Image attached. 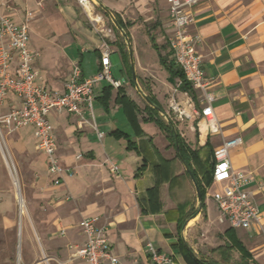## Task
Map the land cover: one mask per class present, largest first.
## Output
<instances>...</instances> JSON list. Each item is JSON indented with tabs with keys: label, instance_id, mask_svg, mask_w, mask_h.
Returning <instances> with one entry per match:
<instances>
[{
	"label": "crops",
	"instance_id": "1",
	"mask_svg": "<svg viewBox=\"0 0 264 264\" xmlns=\"http://www.w3.org/2000/svg\"><path fill=\"white\" fill-rule=\"evenodd\" d=\"M10 1L13 5L1 6L0 13L22 22L31 11L33 20L45 19L54 25L49 34L53 37L54 57L52 62L43 59L41 63V49L32 44L29 22V46L40 53L39 62L34 63L35 69H40V85L66 92V82L77 64L83 77H92L101 66L106 42L112 50V70L114 54L123 62L127 95L141 109L149 102L140 91L154 97L162 108L160 116L174 122L185 148L197 150V157L190 158L191 170L205 190L200 202L177 145L155 122H144V112L138 114L144 133L137 135L124 107L116 102L119 89L113 88L105 99L109 84L101 82L94 89V114L104 134L102 138L89 125L79 127L74 114H50L56 151L67 171L63 183L54 185L45 155L36 150L40 160L35 164L38 178L34 183L33 212L29 221L23 217L19 220L18 264L21 260L23 264H87L73 257L76 248L87 242L79 225L84 217H100L98 225L107 226L110 246L119 264H152L147 251L151 243L170 254L173 264H238L243 255L241 247L253 260L264 264V0H203L193 8L189 30L200 36L197 49L203 57L202 65L211 81L208 89L215 97L213 106L223 127L221 134L210 136L199 127L202 117L195 113L201 109L197 100L201 91L196 90V102L187 92L175 91L180 79L173 78L161 64L155 47L158 45L162 54H168L173 61L170 47L166 49L173 31L167 0H162L164 10L154 20L161 38L149 27L143 33L140 23L126 20L121 10L129 6L128 0L107 6L116 9L114 12L128 24L137 83L116 44L117 33L103 34L89 25V20H102L94 17L95 8L85 10L78 0ZM172 95L192 114L190 118L171 117ZM18 106L19 98L11 95L3 111ZM17 132L21 135L17 143L26 142L36 149L32 127ZM125 133L137 149L129 148L128 140L122 136ZM234 137H241L242 144L230 152L233 169L249 178L244 189L261 211V221L248 229L232 228L222 220L211 193L212 187L218 188L211 181L213 150L223 140ZM112 164L119 166L118 176L112 174ZM4 217L2 229L10 232L11 220ZM221 246L227 249L215 251Z\"/></svg>",
	"mask_w": 264,
	"mask_h": 264
},
{
	"label": "built area",
	"instance_id": "2",
	"mask_svg": "<svg viewBox=\"0 0 264 264\" xmlns=\"http://www.w3.org/2000/svg\"><path fill=\"white\" fill-rule=\"evenodd\" d=\"M201 1L203 0H167L173 30L169 47L173 61L181 68L186 80L195 90L201 91L197 99L201 109H197L195 113L202 117L199 127H203L206 135L210 136L221 134L223 127L216 116L213 106L215 97L208 89L211 81L206 76L202 65L203 57L197 49L200 36L189 30L193 21V8ZM78 2L85 10L94 8V0ZM1 6L10 7L5 0H0ZM33 18L34 13L31 11L26 13L22 22L9 14L0 13V146L4 149L5 132L11 133L24 127H32L35 148L45 155L47 171L53 184L60 185L65 180L67 169L62 165L56 151V138L50 114L53 111L74 114L79 119V127L89 125L102 138L104 134L99 131L95 122V86L107 82L118 89L123 87L127 80L114 78L112 50L105 42L101 66L95 75L83 77L81 67L77 64L66 82V92L43 87L39 84V74L34 66L40 53L29 46V22ZM180 83L181 81L179 85ZM179 85L175 91L179 89ZM11 95L19 98L20 106L11 107L4 112L5 102ZM169 105L170 109L179 115L178 118L192 116L175 95L171 96ZM223 141L213 150L215 162L212 182L218 186L213 198L222 220H227L232 228L248 229L261 221V211L244 189L249 178L234 170L232 166L230 152L242 144V138L234 137ZM80 157L81 155L78 156ZM5 159L13 173L16 170L14 164L6 157ZM110 170L114 176L119 175L118 165L112 164ZM99 219L100 217H84L80 220L79 225L87 236V242L84 246L76 248L73 257L85 260L87 264H119V258L110 246L108 228L98 225ZM62 232L64 233V230ZM147 251L152 264H173L172 256L159 251L153 243L147 245Z\"/></svg>",
	"mask_w": 264,
	"mask_h": 264
},
{
	"label": "rangeland",
	"instance_id": "3",
	"mask_svg": "<svg viewBox=\"0 0 264 264\" xmlns=\"http://www.w3.org/2000/svg\"><path fill=\"white\" fill-rule=\"evenodd\" d=\"M8 5L12 6L13 2L5 0ZM129 6L125 7L121 12L125 15L127 21H136L142 25L143 33L148 27L156 37L161 38V33L155 24V18L162 15L163 3L162 0H128ZM122 3V0H94L95 16H100V21H88L90 26L97 28L103 34H114L115 26L109 14L101 7V4L113 6ZM115 8V7H114ZM112 12L116 9H111ZM88 18V17H87ZM98 19V18H97ZM31 41L34 47H40L41 57L39 61L43 63V59L49 61L54 57V46L52 44L53 37L50 31H53L54 25H51L47 20H31ZM59 30V26H56ZM145 30V31H144ZM115 31V32H114ZM49 36V37H48ZM127 44V43H126ZM128 46V45H127ZM129 47V46H128ZM169 50V44L166 45ZM129 50V48H128ZM38 61V60H37ZM38 61V62H39ZM52 62V61H51ZM37 70V69H36ZM38 76L40 69L38 68ZM124 72V65L119 55H113V70L112 74L115 78H121ZM143 105V103H142ZM170 114L173 119H177L179 115L170 109ZM4 149L0 146V264H18V254L20 250V238L17 235L21 217L24 220L31 219L33 212L32 202L35 181L38 178L35 168L36 162L40 160V155L32 146L24 143H17L21 139L20 133L13 131L5 132ZM6 155V156H5ZM5 157L15 166V171L12 173ZM16 180V182H15ZM17 183V184H16ZM216 187H212L211 193H215ZM23 197L29 214L22 213L18 197ZM8 216L13 227L10 232L3 231V222ZM24 251V250H23ZM30 258V254H29ZM23 264L22 260L20 261Z\"/></svg>",
	"mask_w": 264,
	"mask_h": 264
},
{
	"label": "trees",
	"instance_id": "4",
	"mask_svg": "<svg viewBox=\"0 0 264 264\" xmlns=\"http://www.w3.org/2000/svg\"><path fill=\"white\" fill-rule=\"evenodd\" d=\"M114 14H115L117 20L119 21V23L121 24V26L127 32V35L130 37V32L128 30V24L124 22V20L120 17V15L118 13L114 12ZM115 31H116L117 36H118L116 44L119 47V51L122 54L123 61H124L125 65L130 67L131 72H133L132 66L130 63V55H129V50H128V46L126 44V41L116 27H115ZM153 41H154V39H153ZM155 47L159 53V58L161 59L160 60L161 64L165 67V69H167L170 72V74L172 75L173 78L178 77L180 79L181 83L179 85V90H181L183 92H187L194 100H196L197 99L196 90L193 88L194 86H192L186 80L185 75H184L183 71L181 70V68L177 67V65L174 61L169 60L168 54H166L164 56L161 52V49L158 47V45L155 44ZM170 53L171 52L169 51V54ZM112 89H113V87L111 85L105 87V92H106V94L104 96L105 99L109 98V96L112 93ZM118 89L119 90L117 93L116 102L120 103L124 107L129 120L131 121L134 129L137 131V135H143V133H144L142 128H141L139 119H138V114L140 112H144L145 113V117L143 118L144 122H149V121L155 122L161 129H163L167 133V136L170 138L171 143L173 145H176L177 144L176 139L178 140L179 154L184 158V160L187 162V164L191 168L190 158H192V157L196 158L197 157V150H191L189 148H185V143H184L180 133L178 132V130L173 128L170 121L167 122L163 117L160 116L159 109L162 110V108L158 104L156 99L154 97H149L150 100L153 102V104H155L159 109L154 108L153 105L151 106L148 103L145 105V107L143 109H141L139 104L134 102L127 95L124 87H120ZM175 132H177V138L175 136ZM122 136H124L128 140L129 148L137 149L136 146L134 145V141L130 139L129 135H127L125 133V134H122ZM144 166L145 165H143L141 168H139V170L143 169ZM138 174H137V176H138ZM193 174L196 177L194 171H193ZM211 181H212V176H211ZM199 186L201 188L202 196L204 199L205 190L201 187L200 184H199ZM230 231H231V229L228 230V234ZM225 249H227V247L224 248V246H221V247L215 249V251L216 250L220 251V250H225ZM241 249H243L242 250L243 255H242L241 261L238 264H259L258 262H256L255 260L252 259L251 254L249 252H247V250H245L244 247H241Z\"/></svg>",
	"mask_w": 264,
	"mask_h": 264
},
{
	"label": "water",
	"instance_id": "5",
	"mask_svg": "<svg viewBox=\"0 0 264 264\" xmlns=\"http://www.w3.org/2000/svg\"><path fill=\"white\" fill-rule=\"evenodd\" d=\"M101 7L105 10V12H107L109 14V16L111 17L112 21H113V24L114 26L118 29V31L122 34V36L124 37L127 45L129 46V55H130V62H131V66H132V71H133V78H134V81L137 83V74H136V70H135V58H134V50H133V46L131 44V39L130 37L127 35V32L124 30V28L121 26V24L119 23V21L117 20L115 14L112 12V10L110 8H108L106 5L104 4H101ZM140 93L142 94V96L145 98V100L147 102H149L148 104H150L151 106L153 105L155 108H158L155 104H153V102L150 100V98L143 94V92L140 91ZM159 109V108H158ZM161 112L162 110L159 109ZM173 126V128L175 129V126H174V123L173 121L169 120ZM175 136L177 138V132H175ZM176 145H177V148H178V140L176 139ZM182 157V156H181ZM182 160L187 168V170L189 171V173L191 174L192 178H193V181L195 183V186H196V189H197V193H198V199L200 200V202L203 201V196H202V192H201V188L191 170V168L189 167V165L187 164V162L184 160V158L182 157Z\"/></svg>",
	"mask_w": 264,
	"mask_h": 264
},
{
	"label": "bare ground",
	"instance_id": "6",
	"mask_svg": "<svg viewBox=\"0 0 264 264\" xmlns=\"http://www.w3.org/2000/svg\"><path fill=\"white\" fill-rule=\"evenodd\" d=\"M93 10V9H92ZM90 16V15H89ZM92 16V15H91ZM93 18V17H92ZM100 21V20H99ZM11 163V162H10ZM17 184V183H16ZM19 198V202H20V206H21V211H22V213H27V207L28 206H26V202H25V200H24V198L23 197H18Z\"/></svg>",
	"mask_w": 264,
	"mask_h": 264
}]
</instances>
